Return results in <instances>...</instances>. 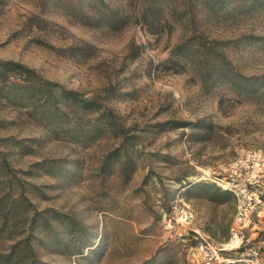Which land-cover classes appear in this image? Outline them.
I'll return each instance as SVG.
<instances>
[{
    "label": "rangeland",
    "instance_id": "rangeland-1",
    "mask_svg": "<svg viewBox=\"0 0 264 264\" xmlns=\"http://www.w3.org/2000/svg\"><path fill=\"white\" fill-rule=\"evenodd\" d=\"M0 60L122 126L0 97V264H264L262 0H0Z\"/></svg>",
    "mask_w": 264,
    "mask_h": 264
},
{
    "label": "trees",
    "instance_id": "trees-1",
    "mask_svg": "<svg viewBox=\"0 0 264 264\" xmlns=\"http://www.w3.org/2000/svg\"><path fill=\"white\" fill-rule=\"evenodd\" d=\"M264 2V0H262ZM231 81H235L230 78ZM0 97L10 103L27 108L30 115L50 133L70 131L72 138L83 137L89 141L93 135L82 126L70 129L68 115L72 113L77 118L83 115L93 117L96 124L93 131L107 129L115 135L122 134V126L115 115L96 98L85 97L73 89L51 82L36 74L35 70L19 62L0 60ZM97 124H101L99 127ZM197 187L211 190L218 196L229 194V190L207 182H194L190 188Z\"/></svg>",
    "mask_w": 264,
    "mask_h": 264
}]
</instances>
